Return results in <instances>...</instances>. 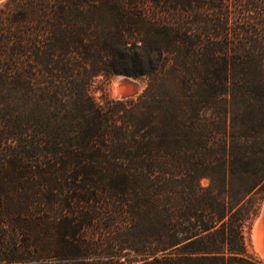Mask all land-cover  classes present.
Returning a JSON list of instances; mask_svg holds the SVG:
<instances>
[{"label": "trees", "instance_id": "16d2710c", "mask_svg": "<svg viewBox=\"0 0 264 264\" xmlns=\"http://www.w3.org/2000/svg\"><path fill=\"white\" fill-rule=\"evenodd\" d=\"M263 199L264 0L0 3V264H264Z\"/></svg>", "mask_w": 264, "mask_h": 264}, {"label": "rangeland", "instance_id": "374dc122", "mask_svg": "<svg viewBox=\"0 0 264 264\" xmlns=\"http://www.w3.org/2000/svg\"><path fill=\"white\" fill-rule=\"evenodd\" d=\"M4 1L5 0H0V3ZM146 83V77L133 78L125 75H114L110 78H105L104 76L99 75L94 79L90 91L91 95L96 101L103 103L106 99H121L135 97L143 91L146 86ZM116 89L120 90L121 93H117L115 91ZM201 183L205 184L206 180H202ZM263 203L264 199L260 203L259 211L262 208ZM255 217L250 223V226L246 228V248L248 254H250L252 257L264 261V259L261 258L254 249L252 229L255 223Z\"/></svg>", "mask_w": 264, "mask_h": 264}, {"label": "bare ground", "instance_id": "6f19581e", "mask_svg": "<svg viewBox=\"0 0 264 264\" xmlns=\"http://www.w3.org/2000/svg\"><path fill=\"white\" fill-rule=\"evenodd\" d=\"M115 91L117 93L120 92L118 89ZM252 238L255 251L264 259V203L262 206L261 217L255 220V225L252 229Z\"/></svg>", "mask_w": 264, "mask_h": 264}, {"label": "water", "instance_id": "95a60500", "mask_svg": "<svg viewBox=\"0 0 264 264\" xmlns=\"http://www.w3.org/2000/svg\"><path fill=\"white\" fill-rule=\"evenodd\" d=\"M261 212H262V208L260 209L259 213L256 215L255 220L261 217ZM254 225H255V223H254Z\"/></svg>", "mask_w": 264, "mask_h": 264}]
</instances>
